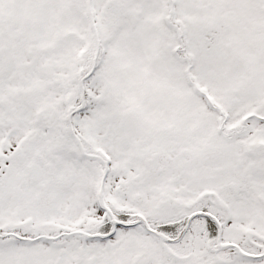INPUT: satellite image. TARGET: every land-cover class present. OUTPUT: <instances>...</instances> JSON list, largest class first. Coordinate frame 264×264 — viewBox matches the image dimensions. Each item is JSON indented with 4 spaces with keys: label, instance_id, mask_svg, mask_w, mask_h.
<instances>
[{
    "label": "snow or ice",
    "instance_id": "snow-or-ice-1",
    "mask_svg": "<svg viewBox=\"0 0 264 264\" xmlns=\"http://www.w3.org/2000/svg\"><path fill=\"white\" fill-rule=\"evenodd\" d=\"M0 264H264V0H0Z\"/></svg>",
    "mask_w": 264,
    "mask_h": 264
}]
</instances>
